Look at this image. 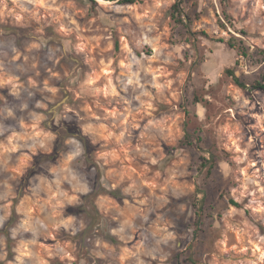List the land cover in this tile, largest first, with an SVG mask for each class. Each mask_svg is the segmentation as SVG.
<instances>
[{
  "label": "clouds",
  "instance_id": "clouds-1",
  "mask_svg": "<svg viewBox=\"0 0 264 264\" xmlns=\"http://www.w3.org/2000/svg\"><path fill=\"white\" fill-rule=\"evenodd\" d=\"M0 264H264V0H0Z\"/></svg>",
  "mask_w": 264,
  "mask_h": 264
}]
</instances>
